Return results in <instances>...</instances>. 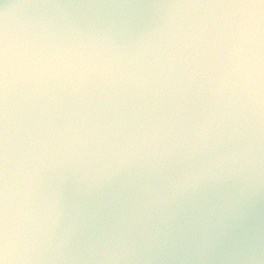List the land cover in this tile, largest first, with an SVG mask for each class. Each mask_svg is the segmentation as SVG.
<instances>
[{
  "label": "clouds",
  "instance_id": "obj_1",
  "mask_svg": "<svg viewBox=\"0 0 264 264\" xmlns=\"http://www.w3.org/2000/svg\"><path fill=\"white\" fill-rule=\"evenodd\" d=\"M264 0L0 3V264H264Z\"/></svg>",
  "mask_w": 264,
  "mask_h": 264
},
{
  "label": "water",
  "instance_id": "obj_2",
  "mask_svg": "<svg viewBox=\"0 0 264 264\" xmlns=\"http://www.w3.org/2000/svg\"><path fill=\"white\" fill-rule=\"evenodd\" d=\"M9 0H0V3H7ZM261 215L264 216V207L261 208Z\"/></svg>",
  "mask_w": 264,
  "mask_h": 264
}]
</instances>
